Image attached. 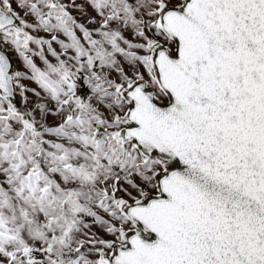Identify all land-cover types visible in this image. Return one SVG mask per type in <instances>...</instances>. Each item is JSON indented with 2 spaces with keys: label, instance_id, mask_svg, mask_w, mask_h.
Instances as JSON below:
<instances>
[{
  "label": "snow or ice",
  "instance_id": "obj_1",
  "mask_svg": "<svg viewBox=\"0 0 264 264\" xmlns=\"http://www.w3.org/2000/svg\"><path fill=\"white\" fill-rule=\"evenodd\" d=\"M0 264H264V0H0Z\"/></svg>",
  "mask_w": 264,
  "mask_h": 264
}]
</instances>
